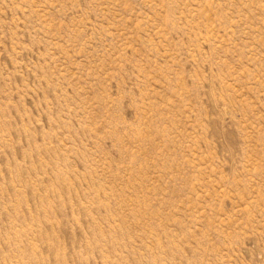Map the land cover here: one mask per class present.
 Segmentation results:
<instances>
[{
  "label": "rangeland",
  "instance_id": "rangeland-1",
  "mask_svg": "<svg viewBox=\"0 0 264 264\" xmlns=\"http://www.w3.org/2000/svg\"><path fill=\"white\" fill-rule=\"evenodd\" d=\"M0 264H264V0H0Z\"/></svg>",
  "mask_w": 264,
  "mask_h": 264
}]
</instances>
